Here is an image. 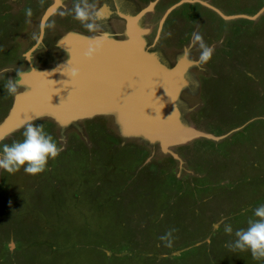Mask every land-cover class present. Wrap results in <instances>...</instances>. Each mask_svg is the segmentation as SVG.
Masks as SVG:
<instances>
[{"label":"rangeland","instance_id":"374dc122","mask_svg":"<svg viewBox=\"0 0 264 264\" xmlns=\"http://www.w3.org/2000/svg\"><path fill=\"white\" fill-rule=\"evenodd\" d=\"M76 2L0 0V124L14 101L4 85L30 71L28 59L52 68L68 58L66 32L122 39L119 12H142L145 50L169 65L193 32L214 47L207 64L189 66L177 105L184 123L221 138L162 150L123 135L110 113L31 119L62 151L37 175L0 169V264H264L226 246L264 204V0H89L106 9L94 31L73 18ZM199 54L197 42L186 56ZM26 122L0 151L23 140Z\"/></svg>","mask_w":264,"mask_h":264},{"label":"water","instance_id":"95a60500","mask_svg":"<svg viewBox=\"0 0 264 264\" xmlns=\"http://www.w3.org/2000/svg\"><path fill=\"white\" fill-rule=\"evenodd\" d=\"M119 16L125 21L122 39L69 32L59 42L67 51L66 60L40 69L28 59L30 71L18 79L26 88L14 97L9 115L0 124V139L43 114L75 121L106 113L117 118L123 135L157 141L162 150L193 138H221L182 120L184 112L177 100L180 91L192 82L187 51L174 64H167L161 56L145 50V29L138 24L142 12L133 16L119 12ZM90 45L97 49L91 59L85 55ZM138 111V116L133 114Z\"/></svg>","mask_w":264,"mask_h":264},{"label":"clouds","instance_id":"9594fccd","mask_svg":"<svg viewBox=\"0 0 264 264\" xmlns=\"http://www.w3.org/2000/svg\"><path fill=\"white\" fill-rule=\"evenodd\" d=\"M73 11V18L84 28L94 31L99 27L97 21L100 19V13L96 10V5L89 3V0H77ZM27 14L30 16L31 10H28ZM197 42H199L200 54L196 60L189 59V66L202 67L211 60L214 47L205 44L202 36L193 32L191 44L187 50L188 55L197 46ZM96 51L97 49L90 45L85 55L91 59ZM20 86L18 80L7 79L4 88L7 95L15 97L20 94L18 91ZM22 135L23 140L13 141L11 145H3L0 151V169L14 173L23 168L25 173L37 175L46 170L49 159H56L62 151V147L43 130L42 125L37 126L30 120L26 122ZM225 219L222 218L219 223L224 224L225 233L232 234L233 228L231 224L225 223ZM247 225L246 229L236 230L235 239L226 246L233 251H248L254 260H264V204L253 209L252 217L248 219Z\"/></svg>","mask_w":264,"mask_h":264},{"label":"bare ground","instance_id":"6f19581e","mask_svg":"<svg viewBox=\"0 0 264 264\" xmlns=\"http://www.w3.org/2000/svg\"><path fill=\"white\" fill-rule=\"evenodd\" d=\"M54 6H55V4H54ZM52 8H53V7H52ZM52 8H51V9H52ZM105 10H106V9L103 8V9L101 10V12H99L100 15L106 13ZM49 11H50V10H49ZM49 11H48V12H49ZM48 12H47V13H48ZM67 33H68V32H66L65 35H66ZM180 57L182 58L183 56H180ZM183 61H184V60H183ZM187 61H188V60H187ZM187 61H186V62H187ZM186 62H185V64H186ZM180 63H181V61H180ZM187 65H188V62H187V64H186L185 66H187ZM44 68H47V67H44ZM48 68H49V67H48ZM67 74H69V72H68ZM25 81L27 82V78H26V77H25ZM170 87H171V86H170ZM133 114L138 116L139 111H138V112H135V113L133 112ZM40 115H41V114H40ZM53 115H55V114H53ZM55 116H56V117H55ZM55 116H54V118H55L58 122H61L62 124L68 125L69 123L72 122V119H66V118H63V117L61 118L60 116H57V115H55ZM88 117H92V116H88ZM119 121H120V120H119ZM121 123H122V122H121Z\"/></svg>","mask_w":264,"mask_h":264},{"label":"flooded vegetation","instance_id":"af4514ba","mask_svg":"<svg viewBox=\"0 0 264 264\" xmlns=\"http://www.w3.org/2000/svg\"><path fill=\"white\" fill-rule=\"evenodd\" d=\"M104 7H102L100 10H99V12H101V10L103 9ZM187 21V20H186Z\"/></svg>","mask_w":264,"mask_h":264},{"label":"crops","instance_id":"0c3cea01","mask_svg":"<svg viewBox=\"0 0 264 264\" xmlns=\"http://www.w3.org/2000/svg\"><path fill=\"white\" fill-rule=\"evenodd\" d=\"M59 1V0H58ZM56 5V4H55ZM14 76H15V74H14Z\"/></svg>","mask_w":264,"mask_h":264}]
</instances>
